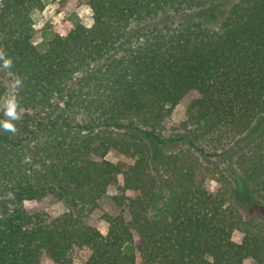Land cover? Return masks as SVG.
<instances>
[{
  "label": "trees",
  "instance_id": "obj_1",
  "mask_svg": "<svg viewBox=\"0 0 264 264\" xmlns=\"http://www.w3.org/2000/svg\"><path fill=\"white\" fill-rule=\"evenodd\" d=\"M221 1L82 0L92 25L39 49L43 0H0V264H264V0L194 19ZM119 178L102 235L87 216ZM46 196L67 211L26 212Z\"/></svg>",
  "mask_w": 264,
  "mask_h": 264
},
{
  "label": "rangeland",
  "instance_id": "obj_2",
  "mask_svg": "<svg viewBox=\"0 0 264 264\" xmlns=\"http://www.w3.org/2000/svg\"><path fill=\"white\" fill-rule=\"evenodd\" d=\"M233 4V0H224L213 6H210L200 12L195 13L194 19L200 21L205 27H216L217 21L221 20L230 6ZM33 29H34V44L37 45L39 49H43L44 44L47 40L52 38L54 35H64L70 28H72L76 23H80L85 27H90L92 25V13L89 7L83 4L82 0H69L65 7H60L56 0H43V9L39 12L33 14ZM215 19V20H214ZM194 93H190L185 96L170 112L167 119L168 124L180 125L186 120V107L187 104L195 98ZM263 130L259 129L256 132L249 135L245 142L249 143L262 135ZM105 159L110 162H116L121 160L120 156L114 151H109L105 156ZM122 186V181L119 178L116 185L111 186L107 189L106 194L98 200V209L94 213H90L87 216V224L96 230H98L102 235L107 232V224L102 219V213L115 214L117 213V208L113 206L110 197L121 193L119 189ZM215 184L213 182H207V188L209 191L213 192L215 189ZM128 196H134V193L126 192ZM237 198L241 199L242 196L240 192L237 194ZM244 204L240 202V205L245 206L247 197H244ZM24 208L27 213L35 214L42 213L49 220L57 217L58 215L67 211V205L51 196H46L38 202L30 201L24 203ZM248 212L256 211L253 207L248 208ZM125 219L128 220V215L124 213ZM242 236L238 232H234L232 239L234 242H240ZM88 256V251L86 249H74L71 254L72 264H82ZM41 264H51V262L46 258H41ZM243 264H252L250 259H245Z\"/></svg>",
  "mask_w": 264,
  "mask_h": 264
},
{
  "label": "clouds",
  "instance_id": "obj_3",
  "mask_svg": "<svg viewBox=\"0 0 264 264\" xmlns=\"http://www.w3.org/2000/svg\"><path fill=\"white\" fill-rule=\"evenodd\" d=\"M5 127H9V125L6 124Z\"/></svg>",
  "mask_w": 264,
  "mask_h": 264
}]
</instances>
